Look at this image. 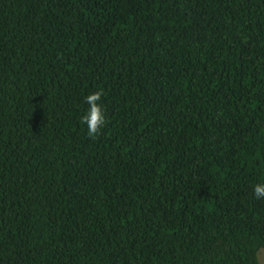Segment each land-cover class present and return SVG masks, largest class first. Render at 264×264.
Wrapping results in <instances>:
<instances>
[{
  "label": "trees",
  "instance_id": "obj_1",
  "mask_svg": "<svg viewBox=\"0 0 264 264\" xmlns=\"http://www.w3.org/2000/svg\"><path fill=\"white\" fill-rule=\"evenodd\" d=\"M259 182L264 0H0V264H262Z\"/></svg>",
  "mask_w": 264,
  "mask_h": 264
},
{
  "label": "clouds",
  "instance_id": "obj_2",
  "mask_svg": "<svg viewBox=\"0 0 264 264\" xmlns=\"http://www.w3.org/2000/svg\"><path fill=\"white\" fill-rule=\"evenodd\" d=\"M103 93L94 92L86 97L89 105L87 112L82 116L81 121L87 127V134L90 137H95L106 126L107 120L101 103ZM254 196L256 199L264 198V182H259L253 187Z\"/></svg>",
  "mask_w": 264,
  "mask_h": 264
},
{
  "label": "rangeland",
  "instance_id": "obj_3",
  "mask_svg": "<svg viewBox=\"0 0 264 264\" xmlns=\"http://www.w3.org/2000/svg\"><path fill=\"white\" fill-rule=\"evenodd\" d=\"M262 264H264V253L261 255Z\"/></svg>",
  "mask_w": 264,
  "mask_h": 264
}]
</instances>
